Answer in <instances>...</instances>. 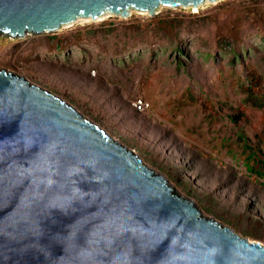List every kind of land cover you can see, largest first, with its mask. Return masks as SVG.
Returning <instances> with one entry per match:
<instances>
[{
  "label": "rangeland",
  "instance_id": "obj_1",
  "mask_svg": "<svg viewBox=\"0 0 264 264\" xmlns=\"http://www.w3.org/2000/svg\"><path fill=\"white\" fill-rule=\"evenodd\" d=\"M0 68L72 105L204 215L264 244V0L0 35Z\"/></svg>",
  "mask_w": 264,
  "mask_h": 264
},
{
  "label": "water",
  "instance_id": "obj_2",
  "mask_svg": "<svg viewBox=\"0 0 264 264\" xmlns=\"http://www.w3.org/2000/svg\"><path fill=\"white\" fill-rule=\"evenodd\" d=\"M204 1L0 0V35ZM0 264H264V244L204 215L63 99L0 68Z\"/></svg>",
  "mask_w": 264,
  "mask_h": 264
},
{
  "label": "built area",
  "instance_id": "obj_3",
  "mask_svg": "<svg viewBox=\"0 0 264 264\" xmlns=\"http://www.w3.org/2000/svg\"><path fill=\"white\" fill-rule=\"evenodd\" d=\"M133 105H134V107H135L136 109H138V110H143V109H145V107L147 106L146 103H145L144 101H142L141 99H139V100H135V101L133 102Z\"/></svg>",
  "mask_w": 264,
  "mask_h": 264
},
{
  "label": "bare ground",
  "instance_id": "obj_4",
  "mask_svg": "<svg viewBox=\"0 0 264 264\" xmlns=\"http://www.w3.org/2000/svg\"><path fill=\"white\" fill-rule=\"evenodd\" d=\"M205 1H207V0H205ZM205 1H204V2H205ZM202 3H203V2H202ZM200 4H201V3H200ZM198 5H199V4H198ZM198 5L193 6V7H197ZM161 6H162V5L158 6L157 8H159V7L161 8ZM163 7H164V6H163ZM134 10H136V9H134ZM145 12L148 13V11H145ZM104 14H105V13H104ZM102 15H103V14H102ZM102 15H101V16H102ZM83 18H90V17H78V18L75 19L74 21H76V20H81V19H83ZM74 21H73V22H74ZM71 23H72V22H71ZM69 24H70V23H69ZM65 25H67V24H65ZM61 26H64V25H61ZM61 26H60V27H61ZM60 27H59V28H60ZM56 30H57V29H56ZM44 33H46V32H44ZM9 37H10V36H9Z\"/></svg>",
  "mask_w": 264,
  "mask_h": 264
}]
</instances>
